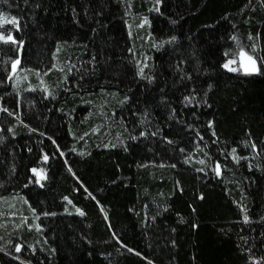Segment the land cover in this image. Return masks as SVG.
<instances>
[{
    "label": "trees",
    "instance_id": "obj_1",
    "mask_svg": "<svg viewBox=\"0 0 264 264\" xmlns=\"http://www.w3.org/2000/svg\"><path fill=\"white\" fill-rule=\"evenodd\" d=\"M0 17V264H264L262 0Z\"/></svg>",
    "mask_w": 264,
    "mask_h": 264
},
{
    "label": "snow or ice",
    "instance_id": "obj_2",
    "mask_svg": "<svg viewBox=\"0 0 264 264\" xmlns=\"http://www.w3.org/2000/svg\"><path fill=\"white\" fill-rule=\"evenodd\" d=\"M159 2V0H158ZM262 2H264V0H262ZM157 11H159V9L157 8ZM0 20H2L3 24L7 25V24H11V25H17L18 24V21H17V18L16 17H12L10 20H7V19H3L2 17H0ZM176 38L175 37H172V40H175ZM233 39H235V37H233ZM0 42H3V43H17V41L15 40V37L13 36V34L11 33H8V34H5V31L4 30H0ZM239 57L244 59V60H247L249 63L245 64L244 65V72L246 74H249V73H253V72H257L259 69L257 68L256 66V62L255 60H253V58L251 56H249L247 54V52H245L244 49H241L240 52H239ZM236 63L235 60H230L228 62V64H225L224 67L225 68H229V65L230 64H234ZM13 68H15V63L13 64ZM230 71H238L237 68H229ZM143 69L140 70V75L143 76ZM185 100L186 101H189L190 102V98L189 97H185ZM6 111V109H4ZM143 135V133H142ZM44 159L47 160L48 159V156L45 155L44 156ZM201 163H203V161H201ZM32 171L34 173H37V169H32ZM39 174V173H37ZM81 215H83L84 213L81 212L80 213ZM245 220H247V217H245ZM17 251H20V246H17Z\"/></svg>",
    "mask_w": 264,
    "mask_h": 264
},
{
    "label": "water",
    "instance_id": "obj_3",
    "mask_svg": "<svg viewBox=\"0 0 264 264\" xmlns=\"http://www.w3.org/2000/svg\"><path fill=\"white\" fill-rule=\"evenodd\" d=\"M239 54V53H238ZM249 55V54H248ZM250 56V55H249ZM252 57V56H251ZM253 58V60H255V62H256V66H257V68H258V63H257V61H256V58H254V57H252ZM237 59H238V62H239V68H240V70L242 71V73L244 74V75H257L258 73H259V70L257 71V72H253V73H249V74H246L245 72H244V65L245 64H247V63H249L247 60H244V59H242V58H240L239 57V55H238V57H237Z\"/></svg>",
    "mask_w": 264,
    "mask_h": 264
}]
</instances>
